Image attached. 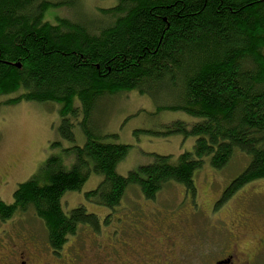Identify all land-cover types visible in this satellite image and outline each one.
<instances>
[{"label":"trees","instance_id":"16d2710c","mask_svg":"<svg viewBox=\"0 0 264 264\" xmlns=\"http://www.w3.org/2000/svg\"><path fill=\"white\" fill-rule=\"evenodd\" d=\"M55 4L0 0V97H6L0 106L26 100L57 105L56 131L72 143L63 156L71 167L48 158L18 183L11 202L0 200V222L33 214L46 242L59 249L83 225L114 219L113 209L153 206L170 184L194 194L193 177L204 162L219 170L236 153L247 157L222 200L264 179V0H116L103 10L106 20H43ZM129 90L167 93L173 101L166 109L195 119L175 121L164 132L193 137L192 149L174 159L154 155L151 163L117 173L128 146L106 140L112 135L94 114L100 102ZM75 123L82 144L75 141ZM93 174L100 176L97 186L83 197L107 213L100 218L82 205L63 209V195L79 191ZM132 187L146 200L140 209L125 205Z\"/></svg>","mask_w":264,"mask_h":264},{"label":"rangeland","instance_id":"374dc122","mask_svg":"<svg viewBox=\"0 0 264 264\" xmlns=\"http://www.w3.org/2000/svg\"><path fill=\"white\" fill-rule=\"evenodd\" d=\"M50 1L58 2V4L49 6L45 10L43 20L52 23L56 22V18L70 19L74 22L80 20L84 23L106 20L103 10L116 4V0ZM5 98L0 97V103ZM172 101L173 99L169 98L167 93L152 97L140 94L136 90H129L115 94V97L109 101L106 99L99 103L94 117L99 120V123L101 121L103 133L112 135L106 137V140L128 146V153L116 167L117 173L126 175L127 172L135 170L141 164L151 163L154 155H169L174 159L184 151L192 149L193 137H183L179 133H164L175 121L190 124L195 120L184 112L166 109L165 107L171 105ZM59 123L58 106L52 103L44 104L26 100L13 106H0V180L3 182L0 184V200L7 204L11 202L13 191L18 183L29 180L51 156H56L64 168L71 167V158L67 157L63 160V156L71 153L69 147L72 143L59 137L56 131ZM73 130L75 141L82 144L84 136L78 123H75ZM246 159L247 157L242 153H236L230 163L219 170L213 169L208 162H204L193 177L195 193L192 194L176 183L164 187L156 196L153 204L157 207L156 214L162 218L188 217L190 219L184 226L191 227L192 215L188 214L191 208L190 213L199 217L200 225H202L207 220L205 218L212 216L206 211L209 201L219 193L220 187L229 185L242 169ZM99 179V175L93 174L79 191L66 192L61 200L63 209L70 210L77 205H82L102 218L107 213V209L94 206L83 197L86 190L97 186ZM244 191L263 192L264 179L246 185L239 192L242 195ZM240 194L230 200V206L236 205L234 200ZM124 195V201L127 203L125 205H130L131 209L134 207L132 203L140 208L142 202H146L135 187L127 190ZM142 206L144 208L153 207L146 206V204ZM226 209L227 206L222 208L219 214L227 215ZM219 214L215 216L218 217ZM16 221L19 226L37 232L38 236L45 241L43 225L41 221L33 217V214L20 215L16 217ZM8 226L9 224L0 226V228ZM259 229L255 227L254 233L258 234ZM191 244L193 245V242Z\"/></svg>","mask_w":264,"mask_h":264},{"label":"flooded vegetation","instance_id":"af4514ba","mask_svg":"<svg viewBox=\"0 0 264 264\" xmlns=\"http://www.w3.org/2000/svg\"><path fill=\"white\" fill-rule=\"evenodd\" d=\"M227 186L209 201L212 216L203 227L191 208V227L184 226L188 217L162 218L143 206L141 212L116 208L114 219L83 225L81 233L53 249L14 219L1 221L9 226L0 228V264H264V191L222 200ZM225 206L228 216L219 214Z\"/></svg>","mask_w":264,"mask_h":264}]
</instances>
